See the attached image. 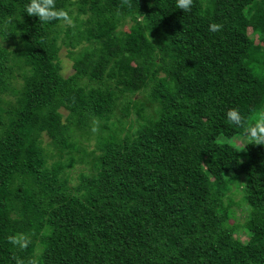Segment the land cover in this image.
<instances>
[{"label":"trees","instance_id":"16d2710c","mask_svg":"<svg viewBox=\"0 0 264 264\" xmlns=\"http://www.w3.org/2000/svg\"><path fill=\"white\" fill-rule=\"evenodd\" d=\"M27 2L0 0V264H264V144L231 141L264 112V0H56L48 22Z\"/></svg>","mask_w":264,"mask_h":264},{"label":"rangeland","instance_id":"374dc122","mask_svg":"<svg viewBox=\"0 0 264 264\" xmlns=\"http://www.w3.org/2000/svg\"><path fill=\"white\" fill-rule=\"evenodd\" d=\"M69 22V21H68ZM71 23V22H69ZM250 32V29H249ZM67 47L62 45L61 49L59 51V57H60V65H61V72L63 75H69L72 73L73 68H72V60L70 58V56L67 53ZM255 109L256 110H260V109H264V98H258L255 103H254ZM65 112V111H63ZM148 112V109H147ZM120 115V113H119ZM113 120V118L111 119V121ZM133 121V122H132ZM122 125H123V131L121 132V135L124 134V132L130 127V124H132L133 126H135L137 123L141 122L140 119H138L137 115L135 114L134 110L131 108L130 110V114L121 119ZM121 122L118 121V126L121 127ZM111 127L113 128V125H111ZM43 143L44 145L48 144L49 142V138L46 134L43 135ZM248 140L247 136H235L231 139V141L237 145V146H243L246 141ZM82 144V146L84 147L85 150H95L96 148V141L94 139V136H90V138L88 140H83L82 142H80ZM46 147L48 148V150L54 154V158L57 159L58 155L54 153V151L46 145ZM81 149L79 150H75L73 151V154L75 157H77V161L74 163V165L72 167H70L68 169V175H69V180L71 182H76L77 181V177L78 174L80 172L83 171H87L89 168V164L88 162L85 163H80L79 160V155L81 154ZM65 158V157H63ZM62 158V159H63ZM50 161H52L50 159ZM229 195L231 197V207L234 211V219L233 222H237V223H243L244 219H245V214H246V208L244 207V204H240L239 202H241L242 198H241V193H240V187L237 188L234 184L231 185L230 190L228 191ZM224 200H227V197L224 198ZM236 236L238 238H240L241 240H247L248 239V234L246 233L245 229H243L242 226H239L236 232ZM40 248V244H37V247L35 248L36 252H38Z\"/></svg>","mask_w":264,"mask_h":264},{"label":"clouds","instance_id":"9594fccd","mask_svg":"<svg viewBox=\"0 0 264 264\" xmlns=\"http://www.w3.org/2000/svg\"><path fill=\"white\" fill-rule=\"evenodd\" d=\"M194 0H176V5L183 11H190L193 7ZM24 11L29 15H34L39 18L41 22H48L52 20H69V13L67 10L57 8L56 0H28L25 5ZM222 27L221 24L211 23L209 24V30L216 32ZM226 118L233 125L243 127V117L241 112L237 108H230L226 112ZM246 135L255 144H264V112L260 113L255 122L248 125L246 129ZM7 240L10 244L17 246L20 249H24L30 243L28 235L23 233L10 234L7 236ZM17 264H23L18 260ZM34 264V262H33Z\"/></svg>","mask_w":264,"mask_h":264}]
</instances>
